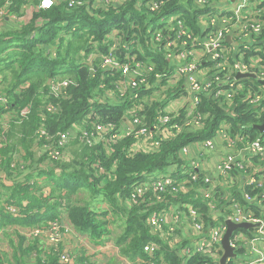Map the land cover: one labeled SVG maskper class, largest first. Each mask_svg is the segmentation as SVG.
Masks as SVG:
<instances>
[{
  "label": "trees",
  "instance_id": "trees-1",
  "mask_svg": "<svg viewBox=\"0 0 264 264\" xmlns=\"http://www.w3.org/2000/svg\"><path fill=\"white\" fill-rule=\"evenodd\" d=\"M23 3L22 0H14L6 13L21 17ZM2 4L0 0V8ZM207 9L211 10L212 7ZM180 10L182 8L178 5H168L159 13H151L144 7L139 8L136 0H126L117 10L96 12L86 6L68 9L66 2L59 0L51 8L34 10L32 18L19 26H14L15 21L12 23L4 17L0 30V92L7 97L8 103L4 111L0 108V115L6 112L8 117L5 124L0 123V171L9 178L20 168L19 164L12 167L20 149L24 152L22 159L28 163L23 175L13 179L11 185L0 183V236H8L10 231L18 236L16 243L11 242V253L0 251V264H60L58 251L53 245H46L39 237H28L20 233L25 229L47 227L53 221L70 225L77 235L87 237L92 244L104 245L108 240L111 241L118 254L130 262L140 260L142 264H202L211 258L195 252L194 248L189 254L183 251L193 247L194 235H186L177 229L174 234L179 238L177 242H171V238L165 239L147 224V215L179 208L187 211L191 205L201 213L204 227L210 228L224 221L230 213L226 209L232 199L245 209L249 208L256 215H261L262 210L256 197L260 189L246 186L243 182L237 184L248 171L255 172V168H247V171L234 168L231 171L230 176H235L236 181L230 187L228 201L221 199L222 191L217 192L221 187L218 182L215 183L213 196L204 198L197 190L209 187L202 180L207 171L197 170V181H191L190 171L193 170L189 157L186 158L182 153L183 146L194 148L193 144H198V151L204 155L203 142L207 139L215 140L220 129L229 138L247 136L248 140H264V131L260 132L255 127L264 122V96L256 104L250 102L257 94L264 93L263 84L257 77L235 79L240 87L234 92L229 106L222 97L202 95L197 107L203 115L200 125L184 129L172 138L163 140L154 149L127 152L126 149L133 141L130 138L113 144L93 146L73 139L68 144L69 158L53 161L50 168L39 165L45 154L34 155L32 146L36 143L37 130L41 127L54 134L58 131H72L77 125L85 127L96 120L95 116L99 121H117L128 113L130 100L101 96L102 84L107 91H115L112 82L119 75L104 70L98 56L92 59L94 65L99 62L100 72L97 71V75L90 73L85 63L86 54L90 52H110L111 42L106 41V38L112 29L120 30L122 46L131 47L133 39L138 38L139 47L144 52L141 53L135 44L132 55L136 58L153 62L155 69L164 75L173 73L172 62L161 50L152 47L151 34L163 26L161 19ZM204 10H182L180 16L196 36L202 35L199 25ZM250 45V50L245 51L244 60L250 72L256 76L260 70L264 71V46ZM120 50L122 54L127 51L124 48ZM80 51L85 52V55L79 58ZM204 66L210 67V62L205 61ZM213 72V69L209 71ZM64 78L69 79L70 83L64 87L62 94L55 96L50 84ZM182 82L181 79L177 85L166 87L169 83L166 76L160 81L151 78V87L140 93L146 96V100L135 102L141 104L142 111H138V114H144L147 123L154 122L157 111L167 105L165 102L180 95ZM152 93H156V98ZM148 97L155 100L150 101ZM47 103L57 107L55 112L45 111ZM23 108L28 110L25 115L20 114ZM178 113L175 120L181 119L186 112L182 108ZM252 161L254 167L259 165L262 168L257 175L264 179V160L254 157ZM57 167L61 170L57 171ZM162 175H170L176 181V188L179 184V189L171 191V187L167 186V190L162 192L149 188L138 197L136 203L128 202L136 185ZM79 191L88 193L89 199H75ZM244 191L256 198L246 201L242 193ZM157 194L160 199L156 197ZM92 200L107 205L96 207ZM212 203L216 204L213 212ZM8 207L14 212L9 211ZM219 207L224 208V211L217 210ZM62 215L67 222L61 220ZM113 223L120 229L114 234L110 226ZM168 227L164 229L168 231ZM239 231L251 230L239 228L236 232ZM150 241L157 245L151 255L143 250V246ZM75 264L90 263L80 255L75 258Z\"/></svg>",
  "mask_w": 264,
  "mask_h": 264
},
{
  "label": "built area",
  "instance_id": "built-area-1",
  "mask_svg": "<svg viewBox=\"0 0 264 264\" xmlns=\"http://www.w3.org/2000/svg\"><path fill=\"white\" fill-rule=\"evenodd\" d=\"M2 1L0 17L5 15L7 8L14 2V0ZM22 1L28 2V5H30L29 12L32 11L33 13L34 10L51 8L59 0ZM63 1L66 2L68 9L86 6L93 8L97 12L98 10L108 11L115 8L117 10L126 0ZM250 1L252 0H241L235 7L215 12L207 9L211 5V0H136V5L139 8L144 7L151 13H159L168 5H178L182 10L186 11L193 10L194 8L205 9L203 19L199 25L202 35L196 36L192 28L180 17L183 14L182 10L161 19L163 26L153 30L151 41L152 47L161 50L164 56L174 65L172 69L173 73L164 75L165 73L158 72L155 69L153 62L150 61V63L131 55L128 45H120L122 41L120 30L112 29L106 38V41L110 40L111 42L110 52L108 54H101L99 52L96 55L100 57V66L104 70H107L110 74L116 72L119 75L117 80L112 82L115 87L113 97L115 99H128L131 101L128 113L117 121H99L97 117L95 121L85 127L77 125L74 126L72 131H58L54 134H50L44 127H41L37 130L36 143L43 141L41 143L42 148L45 149V153L43 154L51 162L66 160L69 158L68 144L73 139H77L80 143L87 144L88 146H93L95 144H113L130 138L133 141L126 149L127 152L148 151L158 147L160 142L172 138L184 129L199 126L203 119V115L197 110L201 96L212 95L214 98L222 97L228 102L232 99L234 92L240 87V84L235 83V74L250 72L245 60H229L230 57L227 55L225 44L226 37L230 32L239 38L248 37L252 32L259 33L261 23L254 22L247 14L242 13L245 5ZM219 21V27L214 28V24ZM136 47L140 48L138 44H136ZM123 48L127 50L124 54L120 50ZM205 61L210 62V67L204 66ZM211 69L214 70L213 73H209ZM164 76L168 80L173 79L174 85H177L179 80L182 79L183 82L180 84L181 93L174 99L175 105L169 102L165 107L158 110L154 117V122L149 124L145 122L144 114H138V111H142L140 109L141 104H135V102L146 97L145 95L141 96L140 93L142 90L151 87V78L154 77L155 81H160ZM256 77L264 81V71L260 70L257 72ZM54 85L55 83L51 85V92L55 96L62 94L65 86ZM152 94L156 95V93ZM263 96L264 93L257 94L250 102L256 104ZM155 98L150 99L148 97L150 101H154ZM7 103V97L0 92V108L2 111L7 107ZM182 108L186 113L181 119L175 120V116L179 115V109ZM44 109L46 112L52 113L55 112L57 107L52 103H47ZM27 112V108H23L20 114L25 115ZM5 114L7 113L3 112L2 116ZM173 119L174 121H172ZM216 137H219L224 148V151L217 155L219 157L215 164L219 177H229L234 168L244 171H247V168H255V172L252 170L247 172L248 174L245 176L243 184L252 188L264 189V179L257 175V173L262 171V168L254 167L251 161L254 157L264 160V140L262 139L261 141L259 138L248 140L247 136L229 138L223 129L217 132ZM193 145L195 146L194 148L183 146L182 153L186 158L189 157L191 159L190 167L193 171H190V180L197 181V170L203 168V160L199 156L203 155V153L198 151L200 150L198 144ZM203 146L205 147V151H214V140H205ZM194 153H197L196 155L199 156L194 158ZM212 176L209 171L205 172L202 180L209 187H200L197 190L204 198L213 196L215 185L213 184ZM174 183L176 181L170 175H162L156 179L138 184L133 188L128 202L136 203L138 197L149 188L164 192L167 190L166 187L170 186L171 191H177L179 184H177L176 188ZM242 193L246 201H252L257 197V195L253 197L248 191ZM156 197L160 199L158 194ZM259 206L262 213L261 215H256L251 210L244 209L234 203L230 209V214L227 215L224 221L210 228L204 227L201 213L191 205L187 207V212H184L181 208L179 210L173 209L169 213V220L166 218L169 210H162V213L151 212L147 215L146 222L160 236H163L167 240L171 238V242H177L179 238L178 235L174 234L175 230H182L184 224L189 225V234L195 236V239H193L194 251L211 258L210 261L207 260L202 264H219V259L223 253L221 238L226 230L225 220L229 219L234 223H251L253 224V227L249 228L251 231L236 232L237 230H235L229 240L230 245L234 249L239 246L246 247L244 253L246 258L235 262L237 264H264V251L261 252L259 250L260 247L264 249V206L261 204ZM213 207L214 204H211V209ZM8 210L14 212L12 208H8ZM167 225H169L168 231L164 229ZM44 228L25 229L24 233L28 237H39L41 240V237L46 238L47 242L42 241L48 246L53 245L58 251V261L60 264H75L71 251L64 246L63 235L66 231L77 235L73 229L68 227L66 223L58 221H53L47 228ZM203 232L207 233L204 234ZM248 232L253 234V236L248 235ZM77 236L81 237L80 235ZM60 245L62 248L58 249ZM100 246L102 245L98 247ZM156 247V243L150 241L143 246V250L151 255ZM220 250L221 253L219 254ZM183 251L189 254L187 248ZM229 260L230 258L227 259V264L231 262ZM125 264L142 263L140 260L134 262L126 260Z\"/></svg>",
  "mask_w": 264,
  "mask_h": 264
},
{
  "label": "crops",
  "instance_id": "crops-1",
  "mask_svg": "<svg viewBox=\"0 0 264 264\" xmlns=\"http://www.w3.org/2000/svg\"><path fill=\"white\" fill-rule=\"evenodd\" d=\"M240 1L241 0H230V2H229V0H211L210 6L212 7V9H211L212 11L219 12L221 10L225 11V10L230 9L231 7H235ZM242 13L247 14L254 22H259V23H261V25H260L259 33L252 32L251 35L248 37L239 38V37L234 36L231 32L228 33L227 37L229 36L230 39L228 40L226 37V41H225V44H226V42L228 43V45L226 44L227 55L229 57H231L232 60H237V61L241 60V59H243V60L245 59L244 58L245 57V51L250 50L249 46H251L250 45L251 43L257 44L258 46H264V0H252V1L248 2L245 5V7L243 8ZM20 18L21 17L16 18L14 20L16 22V23H14L15 26H19L21 24ZM23 23H25V22H23ZM219 24H220V21L216 22L214 24V28H218ZM93 57L97 58L96 53H93ZM261 81H263V80H261ZM162 98H164V95L162 96ZM169 102L175 105L174 98H170L167 102H165V104H168ZM2 118H6V114L3 116L1 114L0 119H2ZM34 146H36V144H34L32 147H34ZM223 151H224V148L222 147L220 139H219V137H216V139L214 140V151H212V152L204 151L205 158H204V155H203V157H200L201 160H203L202 161V167L203 168H201L199 170L209 171L213 175L212 176L213 177V184L215 185V183L218 182V184L221 186V187H219V189L217 191L218 193L221 191L223 192V196L221 197V199H226L228 201L229 196H230V191H231L230 187L235 183L236 178H235V176H229L227 178H218L219 174L216 172L215 164H216V161L219 157L217 155H219ZM23 153L24 152L21 149L17 151V158L13 160L12 167L15 168L17 166V164H19L20 168L18 170H15L14 173H12L11 177L8 178L4 172L0 171V183H4L6 185H11L13 179L19 178L20 176L23 175L24 167L28 163L27 160H25L24 158L22 159ZM196 154L195 153L193 154L194 158H197L199 156V155L197 156ZM246 157H247V155H246ZM188 160H189V162L191 161L190 158H188ZM252 160L253 159H251V161ZM211 161L213 163L211 165H209V163ZM39 165H40V163H39ZM50 167L51 166H48V168H50ZM255 167H259V165L255 166ZM245 176H244V178H245ZM244 178L242 181L239 180L237 184H239V183L241 184V182L244 183ZM257 197H258V201H259L258 204H261L264 206V189H260V191L257 193ZM231 201H232V203H230V205L227 207L226 211L230 212V209L232 208L234 203L239 205L240 207L244 208L241 204L236 202L234 199H232ZM212 204H214V206L216 205L215 203H212ZM247 209H249V208H247ZM213 210H214V207L212 208V212H213ZM217 210L224 211V208L221 209L219 207V208H217ZM249 210H251V209H249ZM229 214L230 213H228V215ZM166 218H167V220L170 219V215L168 213L166 214ZM184 226L189 227V225H187V224H184ZM243 229H245V228H243ZM247 229H249V228H247ZM247 229H245V230H247ZM20 233H24V230L21 231ZM248 235L253 236V234H251L249 232H248ZM90 244L92 246H95V247L99 246L98 244H92V243H90ZM112 249H114L115 252H113V253L116 255L117 259L119 260V263H120V261H123V263H124L126 261V259L118 254V251L113 244H112ZM187 249L189 250V252H191L193 247H191V249H190V247H187ZM245 249H246V247H242V246L237 247L235 249L236 255L234 257H230L229 262L231 261V264H237L234 261V258L239 253H242L244 255ZM259 250L261 252L264 251L263 247H260ZM254 256H256V255H254Z\"/></svg>",
  "mask_w": 264,
  "mask_h": 264
},
{
  "label": "rangeland",
  "instance_id": "rangeland-1",
  "mask_svg": "<svg viewBox=\"0 0 264 264\" xmlns=\"http://www.w3.org/2000/svg\"><path fill=\"white\" fill-rule=\"evenodd\" d=\"M22 6H23L22 7L23 12L21 13L20 22H21V24H24L23 22L27 23L32 18V15H31L32 11L29 12L30 11V5H28L27 1H25ZM5 16L8 17V18H11V17L12 18H18L15 14H8V13L5 12V15L0 17V30L2 29V25L4 23V17ZM9 21H11L12 23L14 22V20H12V19H10ZM138 43H139L138 38L137 37L134 38L133 39V45L129 49L130 52H131V55L133 53L132 49L135 48L134 45L138 44ZM53 49L54 48H52V50ZM139 49H140L141 53L144 52L142 47H140ZM53 52H54V50H53ZM92 54H93L92 52L86 54L85 63H86L87 66H89L90 73H93L94 75H97L98 72H100V70L98 71L99 62L96 65L92 64L93 63V60H91V58L93 57ZM78 55H79V58H80V56H84L85 55V52L83 53L82 51H80L78 53ZM82 79H84V77ZM49 82H50V80H49ZM111 82L112 81H110V83ZM54 83H55L54 86H58V85H60V86H68V84L70 83V80L67 79V78H64L63 80L61 79L59 81H54ZM171 84L172 85L175 84L173 79L169 80V83H168V85L166 87H168ZM50 86H51V84H50ZM104 88H105V85L102 84L103 94L101 96H103V95H108L109 97L113 96L114 91L109 92V91H107ZM163 90H165V88H163ZM95 92L97 93V88H96ZM101 96L95 95V97H101ZM156 96L157 95H155V97ZM145 99L146 98H143L142 100H145ZM227 103H228V106H229L231 101H228ZM22 110L23 109H21L20 111H22ZM7 117L8 116L6 114V118L0 119V123L5 124L6 120H7ZM96 118H97V116H95V119ZM33 151H34V155H39V156H41V155H43V153H45V149L42 148L41 143H37L36 146L33 147ZM16 158H17V154H16L14 159H16ZM212 163L213 162L211 161L209 163V165H211ZM53 164H54V162L53 161L51 162L50 159H48L46 155H45V158L41 159V161H40V166L42 165L43 167H46V168H48V166H53ZM56 170L60 171L61 169L59 167H57ZM88 196H89L88 193H85L83 191H79V194L76 196V198L75 197L74 198L75 199H79V198H83L84 197L85 200H88L89 199ZM92 202L95 204L96 207H100V208H102L105 205H107V203H105V202H97V201H93V200H92ZM8 208H10V207H8ZM184 212H187V211H184ZM169 213H170V211L168 212V214ZM61 220L67 222V219L65 218L64 215L61 216ZM110 226H111L112 231H113L112 234H114L115 232L120 231V229L118 228L116 223H113ZM68 227H70V225H68ZM181 232L189 235L188 227L187 226H183ZM63 235H64V246L69 251H71L72 255L74 256V260L78 256L83 255L84 258L88 259V262L90 264H125V262L123 263V261H120V263H119V260L117 259L116 255L113 253L115 251H114V249H112V242L109 241V240L107 241L106 245L104 244V245H102L100 247H95V246H92L90 244V241L85 236L79 237V236L73 234L70 231L69 232L68 231L64 232ZM17 237H18L17 233H15L14 231L8 232V236L2 234V237L0 236V251H6L7 250L8 252L10 251V253H11L12 248H13V246L11 245V242L16 243L17 242ZM41 238H42V240L47 242L46 238H44V237H41ZM245 258H246L245 255H243L242 253H239L234 258V261L239 262V261H242ZM162 264H165V263L163 262Z\"/></svg>",
  "mask_w": 264,
  "mask_h": 264
},
{
  "label": "water",
  "instance_id": "water-1",
  "mask_svg": "<svg viewBox=\"0 0 264 264\" xmlns=\"http://www.w3.org/2000/svg\"><path fill=\"white\" fill-rule=\"evenodd\" d=\"M227 39L229 40L230 37L228 36ZM244 77H252L256 78L255 74L251 72H245V73H236L235 78H244ZM262 84H264V81H261ZM255 127L260 131H264V122L260 124H256ZM226 230L222 235L221 238V246L223 249V253L219 259V264H227V259L230 257H234L236 255L235 249L230 245L229 240L233 234V232L239 228H251L253 227V224L251 223H234L231 220L227 219L225 220Z\"/></svg>",
  "mask_w": 264,
  "mask_h": 264
},
{
  "label": "flooded vegetation",
  "instance_id": "flooded-vegetation-1",
  "mask_svg": "<svg viewBox=\"0 0 264 264\" xmlns=\"http://www.w3.org/2000/svg\"><path fill=\"white\" fill-rule=\"evenodd\" d=\"M5 19L9 20V18L6 17V16H5ZM10 19L15 20L16 18H12V17H11Z\"/></svg>",
  "mask_w": 264,
  "mask_h": 264
}]
</instances>
